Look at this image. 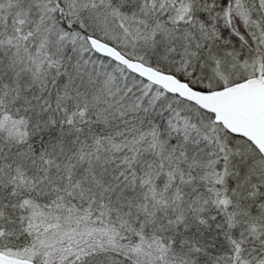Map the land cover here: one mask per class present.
I'll list each match as a JSON object with an SVG mask.
<instances>
[{
    "label": "snow or ice",
    "instance_id": "snow-or-ice-1",
    "mask_svg": "<svg viewBox=\"0 0 264 264\" xmlns=\"http://www.w3.org/2000/svg\"><path fill=\"white\" fill-rule=\"evenodd\" d=\"M0 264H264V0H0Z\"/></svg>",
    "mask_w": 264,
    "mask_h": 264
}]
</instances>
